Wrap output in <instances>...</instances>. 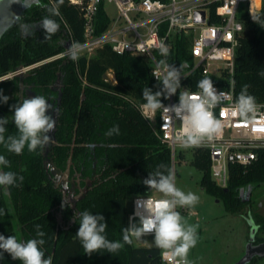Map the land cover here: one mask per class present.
Instances as JSON below:
<instances>
[{
  "label": "trees",
  "instance_id": "16d2710c",
  "mask_svg": "<svg viewBox=\"0 0 264 264\" xmlns=\"http://www.w3.org/2000/svg\"><path fill=\"white\" fill-rule=\"evenodd\" d=\"M52 4V6H51ZM54 0H41L26 10L24 25L20 30L18 20L0 36V78L22 67L33 66L22 78L0 82V88L12 85L7 104L0 103V117L12 115L11 106L26 97L43 95L52 106L55 118V144L39 148L36 152L25 150L17 155L0 144V154L9 165L0 170L13 171L23 180L11 186H0V233L15 235L27 240L37 237V225L45 233L42 249L52 264H160L159 250L154 246H137L133 242L114 253L101 249L92 255L85 253L76 237L79 213L88 210L105 217V235L109 240L121 241L127 227V200L134 195L152 196L157 191L143 183L148 173L159 168L172 171L170 149L162 143L151 126L141 116L136 105L143 104L142 89L159 90L151 69L141 57L119 55L105 46L91 56L72 60L70 56L54 58L64 52L68 42L83 41V11L80 6L64 0L60 15L52 17L59 30L45 38L41 21L49 15L48 8ZM108 23L102 7L96 21V33H101ZM245 33L240 39L232 84L215 79L214 86L232 89L234 99L244 85L248 93L264 103V27L247 16ZM179 61L190 58L184 43H178ZM181 71L183 70L180 65ZM112 72L115 83L104 79ZM199 72L192 73L181 86L196 91L202 79ZM22 86L23 89H20ZM163 99V98H162ZM168 99H163L166 104ZM118 125L119 133L108 135L109 129ZM9 134H16L9 121ZM46 149V151H45ZM257 160L247 167L232 166L226 188L217 187L211 180L210 164L206 153L194 154L192 164L201 172L200 187L220 201L226 212L239 215L242 206H252L240 196L241 190H254L264 184V149L257 151ZM179 161L185 156L178 155ZM48 162L61 172L76 174L84 186L85 194L71 204L64 203L61 188L50 172ZM255 218L264 221L255 213ZM255 238L258 236L256 235ZM258 243H264L261 239ZM0 264H21L7 254Z\"/></svg>",
  "mask_w": 264,
  "mask_h": 264
},
{
  "label": "built area",
  "instance_id": "2783aa9c",
  "mask_svg": "<svg viewBox=\"0 0 264 264\" xmlns=\"http://www.w3.org/2000/svg\"><path fill=\"white\" fill-rule=\"evenodd\" d=\"M68 1L80 6L83 11V41L80 43L86 47L79 57H91L105 46L119 55L141 57L150 67L153 79L159 83L163 78L158 67L159 61L165 60L168 64L182 66L181 83L192 73L199 72L202 77L224 79L232 84L237 50L245 33V19L247 16L257 18L264 4V0ZM106 4L115 6L117 14L114 18L107 14L104 7ZM101 7L108 23L104 30L97 34V14ZM201 13L202 21L197 19ZM179 41L184 43L190 58L188 62H180L178 59ZM162 42L169 48L167 56H162L159 51ZM67 50L54 58L69 56ZM30 68H21L6 77L26 72ZM215 87L218 91L228 93L227 98L213 110L223 122V128L212 139H205L198 146L185 148L177 142L176 136L180 133L182 124L173 114L162 109L154 114H145L142 104L136 106L158 139L170 149L174 173L177 150H180L178 155L184 156L187 150L193 152L192 155L206 153L211 180L217 187L224 189L228 184L230 168L249 166L257 160V151L264 149V103H257L256 112L250 114L249 120H245L230 110L235 102L232 89ZM186 90L199 91H190L181 86L177 94L168 98L165 105L177 104L179 94ZM147 198L160 199L153 195H134L128 199L127 227L135 221L138 222L137 212L144 211L137 208V201ZM181 210L185 212L186 209L183 206ZM140 239L153 242L154 247L159 250L160 264H174L170 253L155 245L152 234H145Z\"/></svg>",
  "mask_w": 264,
  "mask_h": 264
},
{
  "label": "clouds",
  "instance_id": "9594fccd",
  "mask_svg": "<svg viewBox=\"0 0 264 264\" xmlns=\"http://www.w3.org/2000/svg\"><path fill=\"white\" fill-rule=\"evenodd\" d=\"M64 0H54L55 6L49 7V15L41 21V28L50 38L56 33L60 25L52 17L60 15V5ZM30 4L39 6L41 0H29ZM261 22V21H257ZM86 47L79 41L73 42L67 50L72 60H78L80 52ZM162 56H167L169 48L163 42L159 45ZM162 81L159 90L153 91L151 87L142 89L144 103L142 109L145 114H154L158 110L173 114L181 121L180 133L176 136L177 142L188 148L200 145L205 139H212L223 128V122L214 114V109L228 93L218 91L213 80L205 76L197 82V92L183 91L179 94L177 104L166 106L163 99H168L177 94L181 87V68L160 60L159 65ZM163 98V99H162ZM9 97L0 90V103L7 104ZM258 108L256 97L248 93V86L244 85L236 98L231 111L241 118L249 120ZM12 115L0 117V144L9 152L21 154L25 148L36 152L49 140V133L54 129L55 118L52 115V106L43 95L26 97L11 106ZM14 124L16 134L5 135L8 132L9 121ZM119 133L118 125L108 131V135ZM8 159L0 154V166L7 167ZM144 179L143 183L148 188L162 193L158 200L143 199L137 201V208H142L143 213H136L138 223H133L123 230L121 241L109 240L106 235L107 223L101 213L93 214L88 210L79 213L76 237L89 256L101 249L108 253L120 250L124 244H131L132 237L142 238L145 234H152L155 245L170 253L174 264H189L188 253L198 242L197 225L187 224L177 206H193L199 201V196L192 191H184L176 185V175L168 170L166 173L159 168ZM23 180L13 171L0 170V186H11ZM5 209L0 208V216L5 215ZM37 225V237L27 240L18 239L15 235L5 236L0 233V259L7 254L13 261L21 264H52V258L46 257L42 249L45 244V233Z\"/></svg>",
  "mask_w": 264,
  "mask_h": 264
},
{
  "label": "rangeland",
  "instance_id": "374dc122",
  "mask_svg": "<svg viewBox=\"0 0 264 264\" xmlns=\"http://www.w3.org/2000/svg\"><path fill=\"white\" fill-rule=\"evenodd\" d=\"M22 9L20 14L16 17L19 22L23 21L27 14V8ZM52 6V4H51ZM105 10L109 17L114 18L117 10L114 5L106 4ZM15 20V21H16ZM264 27V4L257 18L254 19ZM24 23L21 22L18 28L21 30ZM93 56V55H92ZM21 69V68H20ZM29 71L10 76L8 80L13 79L15 76L19 78L24 77ZM107 79L115 83V78L112 72L106 74ZM2 80V79H0ZM20 89H23L22 86ZM3 93L10 95L12 92V85L0 88ZM7 95V96H8ZM56 125V123H55ZM54 129L48 134L51 136L47 143L44 145L55 144ZM180 150H177V157L175 162V175L176 185L184 191H192L199 196V201L193 206H184L185 212L182 211L181 206H177L176 210L179 211L187 224L197 225L198 242L194 248L188 253L189 264H236L246 254L247 244L251 240V235L258 228L256 235L258 241L264 239V229L261 228L262 222H259L254 217L257 213L264 221V184L258 186L252 196V206H242L239 215L232 216L227 213L223 204L210 196L200 187V180L202 172L192 164L193 155L191 151H186L183 161H179ZM195 154V153H194ZM52 169L58 178L57 185L61 188L64 203L71 204L74 200L83 196L89 186L85 183L84 186L78 176L71 174L68 171L61 172L52 162ZM50 167V166H49ZM55 176V178H56ZM157 198H162V193H155L153 195ZM128 206V200H127ZM135 223H138L135 221ZM132 242L137 246H154L153 242L146 241L145 239H136L132 237ZM246 264H264V257H253Z\"/></svg>",
  "mask_w": 264,
  "mask_h": 264
},
{
  "label": "water",
  "instance_id": "95a60500",
  "mask_svg": "<svg viewBox=\"0 0 264 264\" xmlns=\"http://www.w3.org/2000/svg\"><path fill=\"white\" fill-rule=\"evenodd\" d=\"M27 4L21 3V0H0V12L1 15L6 16L5 14H7L6 12L8 11V8H11L12 10L8 11V17H10L11 20H14L21 12L22 9L26 8ZM200 18H197L198 20H203V13L200 14ZM70 42L67 43V45L65 46V49H68L70 47ZM104 79L108 82L111 83V81L109 79H107L106 74L104 75ZM51 138V136H49ZM48 166H50V172L53 174V176L55 177V171L52 169L51 163L48 162ZM59 177L56 176V181L58 180ZM251 194H252V189L249 187L246 191L245 190H241L240 191V196L243 198L242 200L245 202H248L251 198ZM218 202V200H217ZM253 237H254V232L251 235V240L250 242L247 244L246 247V254L238 261V263L236 264H246L248 263L253 257L257 256V257H264V243L259 244V245H252V241H253Z\"/></svg>",
  "mask_w": 264,
  "mask_h": 264
},
{
  "label": "flooded vegetation",
  "instance_id": "af4514ba",
  "mask_svg": "<svg viewBox=\"0 0 264 264\" xmlns=\"http://www.w3.org/2000/svg\"><path fill=\"white\" fill-rule=\"evenodd\" d=\"M21 3H22V4L26 3L27 6L30 4V3H29V0H21ZM31 5H32V4H31ZM27 6H26V7H27ZM7 10L10 11V10H12V9H11V8H8ZM8 11L6 12L7 14H5L6 16L1 15V12H0V36L2 35L3 31H4L6 28H8L9 26H11V25L13 24V22L16 20V18H15L14 20H11L10 17L7 16V15L9 14ZM29 67L32 68L33 66H29ZM22 68H24V67H22ZM31 68H30V69H31ZM30 69H29L28 71H30ZM18 70H19V69H18ZM16 71H17V70H16ZM14 72H15V71H14ZM11 73H13V72H11ZM9 74H10V73H9ZM9 74H8V75H9ZM6 76H7V75H6ZM6 76L0 78V79H2V80H0V82H1V81H4V80H6V79L9 78V77H6ZM46 148H47V147H46ZM45 151H46V149H45ZM0 193H1V188H0ZM257 230H258V228H257V226H256V231H254V237H253V241H252V245H254V246L259 245V244H262V243H258L257 238H255L256 233H257ZM256 257H257V256H256Z\"/></svg>",
  "mask_w": 264,
  "mask_h": 264
}]
</instances>
